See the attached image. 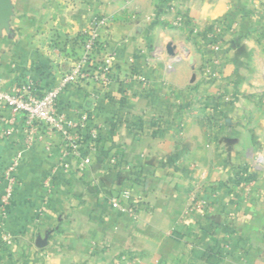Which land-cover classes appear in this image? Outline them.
<instances>
[{
  "label": "crops",
  "instance_id": "0c3cea01",
  "mask_svg": "<svg viewBox=\"0 0 264 264\" xmlns=\"http://www.w3.org/2000/svg\"><path fill=\"white\" fill-rule=\"evenodd\" d=\"M11 5L3 91L25 80L40 93L57 87L82 54L77 37L100 17L112 64L107 80L94 67L60 96L71 120L88 114L100 132L80 153L64 154V139L43 130L28 144L22 119L4 112L0 208L4 172L20 165L0 217V264H264V0ZM111 199L137 206L138 220ZM199 202L209 210L194 211Z\"/></svg>",
  "mask_w": 264,
  "mask_h": 264
},
{
  "label": "built area",
  "instance_id": "2783aa9c",
  "mask_svg": "<svg viewBox=\"0 0 264 264\" xmlns=\"http://www.w3.org/2000/svg\"><path fill=\"white\" fill-rule=\"evenodd\" d=\"M106 22V19L101 17L94 19L93 29L86 35L80 58L57 87L50 89L46 93H40L37 84L33 80H25L17 82L10 92L0 89V121L3 120V115L6 111H10L13 115L11 122L16 121V118L22 119L28 144L37 139V133L41 130L45 131L49 136L60 135L65 141L66 150H63L64 154L68 151L80 153V145L87 143L86 139H88L90 146L97 145L100 132L97 128L91 126L90 116L81 114L78 121L71 120L61 107L59 99L70 85L77 83L79 80L89 78L94 67H99V73L103 75V80L108 79L107 75L112 61L107 55L102 57L105 46L100 41V29ZM180 22H182L181 18L176 21V24L178 25ZM214 38L218 40V37L214 36ZM9 133V131L5 133L2 138L7 137ZM90 162V157L86 155L83 157L81 166L89 165ZM262 163L261 159L257 160L258 167ZM19 165L20 161L17 157L4 172L5 189L1 195L0 217L7 214V210L19 187L17 177ZM254 171L255 167L250 166L242 173V177L249 185L254 183ZM51 180L49 179V182ZM110 203L112 208L119 214L128 215L134 220H138L139 210L137 206H125L116 199H111ZM193 210L204 212L209 210V207L205 202H199L193 206ZM225 247L227 248L228 246Z\"/></svg>",
  "mask_w": 264,
  "mask_h": 264
},
{
  "label": "water",
  "instance_id": "95a60500",
  "mask_svg": "<svg viewBox=\"0 0 264 264\" xmlns=\"http://www.w3.org/2000/svg\"><path fill=\"white\" fill-rule=\"evenodd\" d=\"M13 15V7L11 5V0H0V31L9 29V21ZM169 55L174 56V52L171 46L167 47ZM189 62L194 68V58L189 56ZM46 243L42 240H38L37 245L43 247Z\"/></svg>",
  "mask_w": 264,
  "mask_h": 264
},
{
  "label": "trees",
  "instance_id": "16d2710c",
  "mask_svg": "<svg viewBox=\"0 0 264 264\" xmlns=\"http://www.w3.org/2000/svg\"><path fill=\"white\" fill-rule=\"evenodd\" d=\"M86 37H87L86 35H80L79 37H77V39H76L74 45H78L79 48H80V50H82V48H83V44H84L85 41H86ZM212 42L214 43L215 40H212ZM66 47H67V42L61 44V46H58V49H59L60 52H62V53H66ZM74 50H75V49H74ZM74 50H73V51H74ZM98 54H99V53H98ZM100 55H101V53H100ZM99 57H100V56H99Z\"/></svg>",
  "mask_w": 264,
  "mask_h": 264
}]
</instances>
